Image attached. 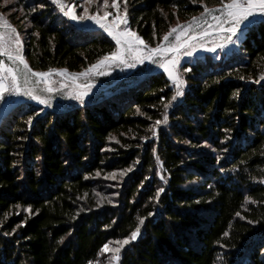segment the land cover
Instances as JSON below:
<instances>
[{
    "label": "trees",
    "instance_id": "trees-1",
    "mask_svg": "<svg viewBox=\"0 0 264 264\" xmlns=\"http://www.w3.org/2000/svg\"><path fill=\"white\" fill-rule=\"evenodd\" d=\"M218 2L127 0L128 26L155 47L170 26ZM9 7L16 13L1 14L16 25L35 71L80 72L116 47L51 0ZM178 71L184 95L155 136L165 113L160 98L175 87L146 64L83 104L28 100L1 118L0 264L109 263L112 253L100 249L127 237L139 217L146 218L140 234L117 264H264V80L255 82L264 74V24L246 29L230 53L199 56Z\"/></svg>",
    "mask_w": 264,
    "mask_h": 264
},
{
    "label": "snow or ice",
    "instance_id": "snow-or-ice-1",
    "mask_svg": "<svg viewBox=\"0 0 264 264\" xmlns=\"http://www.w3.org/2000/svg\"><path fill=\"white\" fill-rule=\"evenodd\" d=\"M10 2L11 0H4L5 5ZM192 2L203 4L204 0H192ZM51 4L64 17L77 24L91 21L98 25L115 42V49L100 56L95 63L90 64L80 72H69L65 68L35 71L29 66L22 54L23 44L20 34L0 14V57H6L8 61L6 63L5 59L0 58V104H6L11 108L15 102L8 100V97L23 96L44 107H51L54 94L70 87L69 98L83 104L85 97L89 96L92 91L94 76L106 75V69L113 67L136 68L138 64H144L147 61L163 69L175 87V92L170 98L163 96L160 98L165 113L163 120H156L152 126L153 136L156 135L154 130L156 126L167 123V109L174 101L184 95L185 81L178 71L181 57H192L198 50L211 53H216L218 49L223 51L230 45H238L242 35H244V29L248 28L251 31L257 20L264 24V0H219L214 7L204 5L203 11L198 17L193 16L186 23L177 22L174 26H170L168 31L163 34L160 42L153 47L128 26L127 0H84L83 5L79 3V0H51ZM93 5H95V10L90 11ZM38 7L43 8L45 4L41 3ZM122 7L123 10H121ZM78 8L82 9L79 14ZM109 8L113 9L114 12L109 11ZM35 10V8L30 9V11ZM191 70V68L183 69L184 72ZM53 74L61 79L59 81L54 80ZM261 80H264V74L255 82L260 83ZM43 111L44 108H40L39 112L28 117L26 123L31 126L34 116H38ZM153 151L155 152V149ZM157 160L159 161L158 156ZM130 171H132L131 168L127 169V172ZM108 175L113 180L117 178L115 172ZM120 175H126V172L121 170ZM96 176H100L99 171L96 172ZM161 179L163 180L164 177L161 176ZM261 182L264 183V180ZM164 190L163 187L157 189L153 198L157 203ZM108 202L112 203L111 200ZM252 202L255 203V201ZM16 207H20V205ZM25 211L31 215V206L25 208ZM153 214L152 212L148 213L149 216ZM236 215L240 216L241 214L237 212ZM145 219V217H139L137 226L127 237L108 241L102 246L101 254L112 253L109 264H112V261H118L121 249L137 239ZM23 223L22 221L21 224ZM20 226L17 225V227ZM8 234L5 233V235ZM224 235L228 236L229 233L225 232ZM113 244L115 246L110 247ZM88 264H100V262L93 260L88 261Z\"/></svg>",
    "mask_w": 264,
    "mask_h": 264
},
{
    "label": "rangeland",
    "instance_id": "rangeland-1",
    "mask_svg": "<svg viewBox=\"0 0 264 264\" xmlns=\"http://www.w3.org/2000/svg\"><path fill=\"white\" fill-rule=\"evenodd\" d=\"M13 1V0H11ZM92 8V7H91ZM90 8V11H92ZM5 10L3 11L4 12V15H11L12 13H16V10H13L14 8H11L9 7V3L7 5H5L4 3V0H0V10ZM109 11H113L114 10H109ZM0 14H1V11H0ZM102 14V13H101ZM14 16V14H13ZM18 13L15 14V17L18 18ZM6 19V18H5ZM109 19H111V17H109ZM9 23H11L8 19H6ZM16 20V19H15ZM70 22L74 23L75 25H77L78 27H81L83 29H97V30H103L101 28H99L98 25H95L93 22L91 21H87V22H84L82 24H77L76 22L74 21H71L69 20ZM258 22V20H257ZM13 27L16 28L17 30V27L16 25H13L11 24ZM246 29L248 28H245L244 29V33L246 31ZM18 32V30H17ZM106 33V32H105ZM244 35H242L243 37ZM21 37V36H20ZM241 37V38H242ZM21 40H22V44H23V49H24V40L23 38L21 37ZM240 44V43H239ZM239 44L238 45H230L227 49L221 51V50H217L216 53H211V52H207V51H204V50H198L192 57H187V56H182L181 59H180V65L183 63V62H186L188 60H195V58L197 57H203L205 56L206 54H211L214 58H220L221 56L225 55V54H228L230 53L231 51L237 49L239 47ZM22 54L24 55L23 53V50H22ZM25 57V56H24ZM0 58H3L5 59V62L8 63L6 57H0ZM26 59V58H25ZM144 64H146L147 66H150V65H154V64H151L149 62H145ZM139 65H143V64H138L137 67ZM139 66L138 68H132V69H129V68H126V67H113V68H110V69H106V72L107 74L106 75H103V76H100V75H96L93 77V80H92V83H93V88H92V91L89 93V96L85 97V101L89 100L91 98V96L96 93V91L98 90H107V88L109 87H112L114 86L118 81H122V79H125L127 76L130 75L131 72L133 71H138L140 69ZM156 68L160 69V70H163L161 68H159L157 65H154ZM70 72V71H69ZM120 73H123L122 76L119 77ZM117 77V78H116ZM54 80L56 81H59L61 78L59 76H56L55 74H53V77H52ZM81 80L83 81V78H81ZM57 87H59V85H57ZM71 91V87L68 88V89H63L61 90L60 92L54 94V98L52 99L51 101V104L52 106L50 108H59L61 106H64L66 104H74L76 102L79 103V101H76L75 99H71L69 98L68 96V93ZM8 100L10 101H14L15 103L13 104V106L11 108H9L6 104H0V120L1 118L6 115L14 106L18 105L19 103L21 102H24V101H32L30 99H28L27 97H23V96H9L8 97ZM35 102V101H33ZM37 103V102H36ZM106 264H109L107 262H105ZM118 261H115L113 263L112 261V264H117Z\"/></svg>",
    "mask_w": 264,
    "mask_h": 264
}]
</instances>
